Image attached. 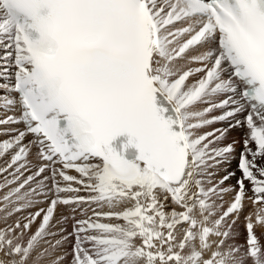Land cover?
Here are the masks:
<instances>
[{
  "label": "snow or ice",
  "instance_id": "6c2138e0",
  "mask_svg": "<svg viewBox=\"0 0 264 264\" xmlns=\"http://www.w3.org/2000/svg\"><path fill=\"white\" fill-rule=\"evenodd\" d=\"M0 53V264H264V0H0Z\"/></svg>",
  "mask_w": 264,
  "mask_h": 264
},
{
  "label": "rangeland",
  "instance_id": "374dc122",
  "mask_svg": "<svg viewBox=\"0 0 264 264\" xmlns=\"http://www.w3.org/2000/svg\"><path fill=\"white\" fill-rule=\"evenodd\" d=\"M215 114H218V113H215ZM220 114V113H219ZM218 126V127H217ZM227 125L226 124H216V125H213L212 127H215V128H219V127H226ZM211 130V129H210ZM243 131H244V129H241V128H236V129H233V130H231L229 133H228V135H227V137H226V139H225V141L223 142V144H227V143H229V142H231V141H233V140H235V141H242V138H240V136L241 137H243L244 136V134L243 135H240V134H242L243 133ZM238 133H239V135L240 136H238ZM0 139H2V138H0ZM238 139V140H237ZM238 144H239V146H238ZM238 144H236L235 145V154H234V156H233V158H232V162H231V164L230 165H223L222 166V170H221V172H220V176H223L224 174H225V171H224V169H227L228 171H236V176L238 177L239 175H240V173H239V171L237 170V161H238V156H239V153H240V151H241V145H242V143H238ZM241 146V147H240ZM236 147H238L237 149H236ZM240 147V148H239ZM228 167V168H227ZM217 178H219V177H217ZM235 183H236V177H233L232 179H230L229 181H227L226 183H225V187H229V186H233V185H235ZM249 188H250V186H249ZM227 194V195H226ZM225 195H224V202H225V204H224V206L227 208V206H228V203H230L231 202V200H232V198L233 197H231V196H234V192H229V193H226ZM248 195L250 196V195H252V193H251V191L249 190V192H248ZM226 196V197H225ZM227 198V199H226ZM229 201V202H228ZM217 202H219V201H217ZM226 202H227V204H226ZM246 202V201H245ZM248 201L246 202V204H245V207H244V211H243V215L241 214L240 215V219L237 221V224L234 226V229H236L235 231L239 234L238 235V240L240 241V242H242L243 241V239H244V234H245V229H244V217H245V215H247V213H249L250 211H252L251 210V205H248ZM245 213V214H244ZM243 217V218H242ZM13 220L15 219V217H13L12 218ZM0 224H2V223H0ZM71 230V228H70V226H69V231ZM259 234V233H258Z\"/></svg>",
  "mask_w": 264,
  "mask_h": 264
},
{
  "label": "bare ground",
  "instance_id": "6f19581e",
  "mask_svg": "<svg viewBox=\"0 0 264 264\" xmlns=\"http://www.w3.org/2000/svg\"><path fill=\"white\" fill-rule=\"evenodd\" d=\"M0 54H2V53H0ZM0 112H2V111H0ZM217 113L219 114V112H217ZM214 114H215V113H214ZM218 114H217V115H218ZM217 127H218V126H217ZM210 129H211V128H210ZM210 129H208V130H210ZM241 129H244L243 133L240 134V135H243V134L245 133L246 130H245V128H241ZM240 135H239V133H238V136H240ZM240 138H242V137L240 136ZM237 140H238V139H237ZM239 141H240V140H239ZM237 144H238V143H237ZM236 146H237V145H236ZM238 146H239V144H238ZM241 146H242V145H241ZM241 146H240V147H241ZM240 147H239V148H240ZM237 148H238V147H236V149H237ZM227 168H228V167H227ZM226 195H227V194H226ZM225 197H226V196H225ZM231 197H233V196H231ZM226 199H227V198H226ZM228 202H229V201H228ZM246 202H247V201H246ZM246 202H245V204H246ZM226 204H227V202H226ZM248 205H251V203L249 202ZM225 208H226V207H225ZM251 210H253L252 205H251ZM243 211H244V210H243ZM242 213H243V212H242ZM242 213H241V214H242ZM244 214H245V213H244ZM247 214H248V213H247ZM242 215H243V214H242ZM242 218H243V217H242ZM238 222H239V221H238ZM243 223H244V222H243ZM2 226H3V225L0 224V227H2ZM235 230H236V229H235ZM258 233H259V230H258Z\"/></svg>",
  "mask_w": 264,
  "mask_h": 264
}]
</instances>
